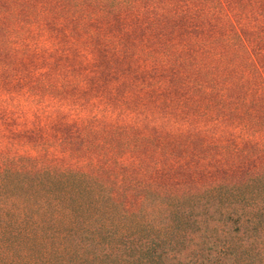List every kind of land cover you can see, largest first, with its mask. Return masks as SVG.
Here are the masks:
<instances>
[{
	"label": "rangeland",
	"instance_id": "374dc122",
	"mask_svg": "<svg viewBox=\"0 0 264 264\" xmlns=\"http://www.w3.org/2000/svg\"><path fill=\"white\" fill-rule=\"evenodd\" d=\"M261 218L264 0H0L5 264L69 231L232 264Z\"/></svg>",
	"mask_w": 264,
	"mask_h": 264
},
{
	"label": "trees",
	"instance_id": "16d2710c",
	"mask_svg": "<svg viewBox=\"0 0 264 264\" xmlns=\"http://www.w3.org/2000/svg\"><path fill=\"white\" fill-rule=\"evenodd\" d=\"M259 178V177H258ZM257 181V178H255ZM253 180V182H255ZM255 227L264 228V218H261L253 222ZM15 238H13L14 240ZM238 244L242 240L246 241V247L242 249V253H239L232 261V264H247V257L257 253L260 249L264 248V234L247 236L245 238L234 237ZM9 238L0 233V248L8 242ZM11 240V239H10ZM104 239L102 237H93L86 235H74V233L66 232L61 236L52 237H27V243L29 247L37 250L42 249L45 252H52L56 254V257H49L46 261L54 263L58 260L60 264H173L171 259L176 258L177 254L167 251H155L152 248L145 247L149 245L148 241L137 239L136 244L144 246L142 248L130 249L133 241H124L123 244L129 247L103 249L100 246L103 244ZM153 242V241H152ZM231 242V241H230ZM229 242V244H230ZM95 244L98 247L93 248L91 246ZM203 252H191L182 254L187 260L183 264H206L208 258L205 260ZM224 253V252H223ZM58 254V255H57ZM68 254L67 258L64 255ZM196 254V258L194 255ZM218 256H222V252H218ZM4 257L0 255V264H5ZM215 264H223L221 261H216Z\"/></svg>",
	"mask_w": 264,
	"mask_h": 264
}]
</instances>
